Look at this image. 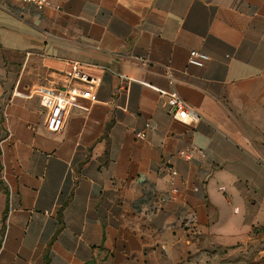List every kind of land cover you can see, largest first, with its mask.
Here are the masks:
<instances>
[{"label": "crops", "instance_id": "1", "mask_svg": "<svg viewBox=\"0 0 264 264\" xmlns=\"http://www.w3.org/2000/svg\"><path fill=\"white\" fill-rule=\"evenodd\" d=\"M60 4L0 0V264H264V0ZM74 63L95 99L49 130L12 91Z\"/></svg>", "mask_w": 264, "mask_h": 264}, {"label": "built area", "instance_id": "2", "mask_svg": "<svg viewBox=\"0 0 264 264\" xmlns=\"http://www.w3.org/2000/svg\"><path fill=\"white\" fill-rule=\"evenodd\" d=\"M34 4L38 9L61 7V0H20ZM209 55L198 50H191L188 62L195 66H203L208 60ZM169 81L173 83V76L170 70L166 71ZM64 79H51L47 84H38L31 86L24 91L18 87L12 91V96H21L30 98L37 96L40 104L47 112L46 126L49 130L63 131L66 125L67 117L74 107L81 106L79 103L81 98L95 99L97 88L101 78L96 74L86 71L80 64L74 63L70 69L63 74ZM167 103L170 107L171 114L179 119L186 120L191 118L194 121L200 119L197 111L185 100L180 98L176 92H171ZM149 125V124H147ZM137 137L145 138L146 132L140 130L136 132ZM172 176H176L178 171L172 166H168ZM198 190V187H194ZM178 187L173 186L172 192L177 193Z\"/></svg>", "mask_w": 264, "mask_h": 264}]
</instances>
